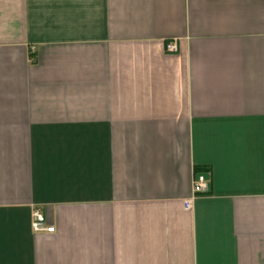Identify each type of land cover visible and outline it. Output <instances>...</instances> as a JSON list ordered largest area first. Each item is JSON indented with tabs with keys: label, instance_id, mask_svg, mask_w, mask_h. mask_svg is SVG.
<instances>
[{
	"label": "crops",
	"instance_id": "crops-1",
	"mask_svg": "<svg viewBox=\"0 0 264 264\" xmlns=\"http://www.w3.org/2000/svg\"><path fill=\"white\" fill-rule=\"evenodd\" d=\"M0 264H264V0H0Z\"/></svg>",
	"mask_w": 264,
	"mask_h": 264
},
{
	"label": "built area",
	"instance_id": "built-area-1",
	"mask_svg": "<svg viewBox=\"0 0 264 264\" xmlns=\"http://www.w3.org/2000/svg\"><path fill=\"white\" fill-rule=\"evenodd\" d=\"M167 52L177 51L175 41L167 42L165 45ZM210 188L209 178L204 172H194L192 177L191 193L188 197L183 199L182 206L184 210H190L196 197L200 194L207 193ZM31 227L34 232H53L54 226L47 225L44 214L34 209L31 214Z\"/></svg>",
	"mask_w": 264,
	"mask_h": 264
}]
</instances>
